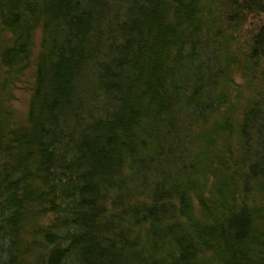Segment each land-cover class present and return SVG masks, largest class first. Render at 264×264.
Segmentation results:
<instances>
[{
    "label": "trees",
    "instance_id": "trees-1",
    "mask_svg": "<svg viewBox=\"0 0 264 264\" xmlns=\"http://www.w3.org/2000/svg\"><path fill=\"white\" fill-rule=\"evenodd\" d=\"M263 13L264 0H0V264H37L44 247L39 264H264V24L241 60L231 49ZM39 29L22 123L14 92ZM237 66L257 82L241 109Z\"/></svg>",
    "mask_w": 264,
    "mask_h": 264
},
{
    "label": "rangeland",
    "instance_id": "rangeland-1",
    "mask_svg": "<svg viewBox=\"0 0 264 264\" xmlns=\"http://www.w3.org/2000/svg\"><path fill=\"white\" fill-rule=\"evenodd\" d=\"M264 24V13L258 18L251 17V19L248 20V22L245 24V26L235 32L234 34V43H231V49L232 52L235 54V56L241 60L242 57H244L246 54H248L249 49L251 47V39L254 35V32L258 30L260 26ZM237 30V29H236ZM233 33L230 32V34ZM36 47L33 52V61L31 68L25 72L24 77L22 78V82L20 85H18L19 90L17 89L15 94V101L13 102V109H14V116L16 120L19 122H26V117L28 115V109H29V101L32 94V88L35 83V59L38 56L39 50H40V41H41V29L37 31L36 38H35ZM242 67V66H241ZM243 69H240V66L233 67L232 71V82H230V85L228 88V92H230L231 99L233 100L232 103L237 105L239 109L243 107H247L253 99H255V94L253 90L251 89V85L254 86V88L257 86V82L254 81V79L243 73ZM250 81H254L252 84H250ZM225 112V107L222 110V113ZM240 114L236 115V118H238ZM237 139L233 137L231 139V143L233 144L234 152L237 147ZM211 183H209L211 190L213 188L214 184V178H211ZM209 191V195H210ZM241 202V201H240ZM258 202V201H257ZM239 203V202H238ZM253 203L251 202V205ZM55 215L48 213L46 216H42L41 221L39 224L41 226L49 225L50 220H54ZM33 238V237H31ZM31 238H28L31 240ZM35 240L34 238L31 240L33 242ZM38 242L40 238L37 239ZM30 242V243H31ZM41 242V241H40ZM42 248L44 245H41ZM38 250V249H37ZM36 263L39 264V257H44L46 254L45 247L43 249H39V252L36 253Z\"/></svg>",
    "mask_w": 264,
    "mask_h": 264
}]
</instances>
